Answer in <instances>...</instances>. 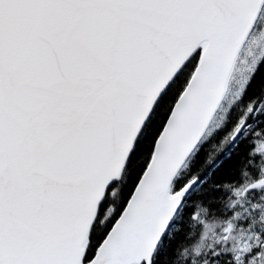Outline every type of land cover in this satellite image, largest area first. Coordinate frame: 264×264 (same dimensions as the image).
I'll use <instances>...</instances> for the list:
<instances>
[{
	"label": "snow or ice",
	"instance_id": "6c2138e0",
	"mask_svg": "<svg viewBox=\"0 0 264 264\" xmlns=\"http://www.w3.org/2000/svg\"><path fill=\"white\" fill-rule=\"evenodd\" d=\"M0 264H264V0H0Z\"/></svg>",
	"mask_w": 264,
	"mask_h": 264
},
{
	"label": "trees",
	"instance_id": "16d2710c",
	"mask_svg": "<svg viewBox=\"0 0 264 264\" xmlns=\"http://www.w3.org/2000/svg\"><path fill=\"white\" fill-rule=\"evenodd\" d=\"M115 195H118V191L115 193Z\"/></svg>",
	"mask_w": 264,
	"mask_h": 264
}]
</instances>
